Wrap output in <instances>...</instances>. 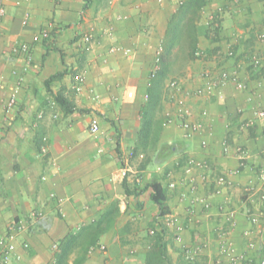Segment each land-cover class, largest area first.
<instances>
[{
	"label": "crops",
	"instance_id": "crops-1",
	"mask_svg": "<svg viewBox=\"0 0 264 264\" xmlns=\"http://www.w3.org/2000/svg\"><path fill=\"white\" fill-rule=\"evenodd\" d=\"M186 1L91 0L84 9L85 0H4L0 238L8 237L16 224L23 225L15 232L16 253L9 264H54L57 245L66 235L98 221L114 207L112 227L94 251H88L83 264H146L153 245L150 231L166 226L150 190L128 195L124 184L143 188L153 180L167 190L168 215L180 219L183 243L205 244L196 264L225 261L219 251L220 230L228 231L235 253L247 254L254 264L264 258V118L256 115L264 109V0H208L202 12L187 17L195 30L183 33L167 65L157 115L163 122L157 151L149 162L130 155L159 47ZM214 20L217 29L211 27ZM87 33L94 35L89 44L83 40ZM19 43L30 47L28 70L26 54L13 52ZM128 48L130 54L124 52ZM224 70L236 72L246 89L228 82L212 93L192 94L187 99L189 119L204 128L188 135L175 116L170 82L176 79L194 92L205 85L206 73L217 77ZM80 74L85 84L77 91L73 85ZM18 83L17 101L8 115L5 104ZM60 93L74 110L58 102ZM167 111L176 117L170 124H165ZM94 119L101 126L98 135L90 131ZM203 140L208 141L206 146ZM167 145L175 146L173 152L159 155ZM189 160L198 165L187 173ZM221 175L231 185L217 193ZM173 181L176 187L170 188ZM192 183L197 186L195 195L210 201L209 212L193 202ZM221 207L235 211L234 218L220 213ZM33 212L43 214L31 219ZM168 233L172 264H193L174 238L175 231ZM252 241L255 248L249 247ZM78 256L76 249L69 264ZM0 264H5L1 258Z\"/></svg>",
	"mask_w": 264,
	"mask_h": 264
},
{
	"label": "trees",
	"instance_id": "trees-1",
	"mask_svg": "<svg viewBox=\"0 0 264 264\" xmlns=\"http://www.w3.org/2000/svg\"><path fill=\"white\" fill-rule=\"evenodd\" d=\"M208 0H188L182 2L178 13L172 18L166 41L163 43V51L160 55L159 69L151 75V82L149 91L147 93L146 101L142 107L141 127L138 134V140L133 148V156L144 154V161L151 160L152 152L157 151V144L161 134L163 122L158 119V111L161 108L162 92L164 87V80L167 74V65L173 56V50L183 37L186 31L193 32L195 30L194 24L189 23L188 16H196L207 5ZM91 6V0H85L84 9ZM211 27L218 28L217 20L211 23ZM198 52H195L197 54ZM61 76V73L53 75L49 81H52ZM59 103L66 106L67 110H74L72 104L63 94L57 97ZM175 146L167 145L163 148L162 155H168L173 152ZM126 186V193L128 195L135 194L139 196L144 191L150 190V199L156 204L159 209V217L163 218L169 213L167 205L168 194L166 188L159 180H153L145 187L141 188L136 184L133 189L130 188L129 183ZM118 209V207H117ZM117 210L108 211L102 217L90 225L83 226L75 232H70L57 245L55 252L54 264H69L72 253L77 249L80 251V256L73 264H83L86 260V255L92 247H95L101 236L112 227L114 215H117ZM168 229L162 226L160 231L153 235V245L146 254V264H172L168 254ZM175 238V234H174ZM190 262V261H189ZM261 263V260L258 264ZM246 264V263H245ZM250 264H254L250 261Z\"/></svg>",
	"mask_w": 264,
	"mask_h": 264
},
{
	"label": "built area",
	"instance_id": "built-area-1",
	"mask_svg": "<svg viewBox=\"0 0 264 264\" xmlns=\"http://www.w3.org/2000/svg\"><path fill=\"white\" fill-rule=\"evenodd\" d=\"M160 2H162L163 0H159ZM238 2V0H236ZM6 12L5 9V5H4V0H0V17H2ZM213 18V17H212ZM28 20V15H26L25 18V23ZM43 37L46 38L49 36V32L47 30H45L43 32ZM94 35L92 33H87L84 35L83 40L85 43L89 44L93 41ZM261 38L264 40V33L261 35ZM116 50H119L120 48H115ZM163 51V45H161L159 47L158 50V55H157V59H156V65H155V69L153 71L152 74H154L158 69H159V60H160V55ZM13 52L14 53H20L23 52L26 54L27 56V64L25 67V70L29 69V65L32 62V57L30 55V47L27 43H19L16 44L13 47ZM124 52L126 54H130L132 52V50L130 48L128 49H124ZM197 55H201V52H198ZM207 80L206 83L203 87H200L198 89H196L194 92L188 91L186 89H184V87L182 86V84L180 83V81L174 79L170 82V86L172 88V93L170 94V99L172 101H175V103L177 104V112L175 114V116H177L180 120H181V126L187 131V134L190 135L194 132H198L201 131L204 128V124L201 122H191L189 117L192 114V110L191 107L189 106L187 99L192 95H204L207 93H212L214 90L220 88L221 86L227 84L228 82H234L236 87L240 90H244L246 89L247 85L241 81L238 77V74L236 72H229L228 70H224L220 73V75H218L217 77L211 75V73H206L205 74ZM20 83H18V85L14 88V92L13 94L10 96V98L8 99V101L5 104V111L6 113L9 115L15 104L17 101V93L19 92L20 89ZM84 84H85V77L84 75L80 74L76 77L75 80V84L73 85V88L76 89L77 91H82V89L84 88ZM92 93H94L93 90H91ZM94 96L96 98H98V95H96L94 93ZM147 98V95H146ZM204 115L207 114V112L203 113ZM256 115L260 118H264V109H258L256 111ZM174 113L172 111H167L166 112V120H165V124H170L172 122H174L175 117ZM90 131L92 134L94 135H98L101 131V126L100 123L97 119H94L91 122L90 125ZM202 144L204 146H206L208 144L207 140H203ZM46 147L42 148V151H46ZM225 151H228V147L225 148ZM130 155L133 156V152H130ZM139 157L141 159H144V154H140ZM198 165V163H196V161L194 160H189L187 166H186V172L190 173L194 167ZM123 171V175H125V170ZM207 175H203L204 179H207ZM113 180V179H112ZM185 183H188V181H186ZM217 184H218V189H217V193H219L221 191V188L224 186H229L231 185V181L226 177V176H219L217 178ZM170 188H175L176 187V182H171L169 184ZM197 186L192 183L190 186V191L192 193H194V201L193 202H197V203H201L204 207V209L206 211H210L211 209V203L210 201H208L207 198L205 197H201V196H196L195 192H196ZM264 199V196L262 197ZM220 213H225L226 216L228 217L229 220H232L235 216V211H230V212H226L224 207L220 208ZM43 213L41 212H33L31 214V219H36L38 217H40ZM163 224L166 226V228L168 229H172L175 231V239L180 242L182 244V249L185 255V258L190 261L193 264H196L198 261L199 256L201 255L205 244L203 243H197L195 245H187L185 243H183V237H182V231L184 229L183 225L180 223V219L176 216V215H166L163 217ZM252 221L253 222H257L258 218L256 216L252 217ZM23 225H15L12 227V231L9 233L8 237L5 238H0V258L2 259V261L5 264H9L13 258V256L16 253V244L14 242L15 240V232L18 233V231L22 230ZM151 234H155L156 230L152 229L150 231ZM218 239L220 240V246H219V251L220 254L222 255V257L225 259V261H223L222 259H218L217 264H250V257L247 254H237L234 252L232 244L230 242L229 239V233L227 230H220L218 232ZM26 247H28L29 245L26 243L25 244ZM257 245L254 241L249 243V247L250 248H255ZM102 249L105 248V246H101ZM95 249V247H92L90 249V252H93ZM260 264H264V258L261 259V263Z\"/></svg>",
	"mask_w": 264,
	"mask_h": 264
}]
</instances>
